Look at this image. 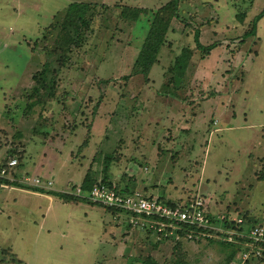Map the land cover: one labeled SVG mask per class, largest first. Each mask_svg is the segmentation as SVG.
Listing matches in <instances>:
<instances>
[{
    "label": "rangeland",
    "instance_id": "obj_1",
    "mask_svg": "<svg viewBox=\"0 0 264 264\" xmlns=\"http://www.w3.org/2000/svg\"><path fill=\"white\" fill-rule=\"evenodd\" d=\"M170 1L0 0V163L17 162L0 180V264H226L233 250L193 242L155 247L143 262L148 230L124 233V217L101 206L25 188L40 189L38 178L65 194L87 173L100 180L107 156L118 188L172 201L198 193L211 213L264 225V15L251 33L264 0H178L157 63L134 76L150 14L128 23L118 7ZM72 2L98 13L93 34L59 70L53 97L27 111L52 46L44 32ZM196 31L216 44L210 52L196 49ZM183 48L193 53L173 88L167 69Z\"/></svg>",
    "mask_w": 264,
    "mask_h": 264
},
{
    "label": "trees",
    "instance_id": "obj_2",
    "mask_svg": "<svg viewBox=\"0 0 264 264\" xmlns=\"http://www.w3.org/2000/svg\"><path fill=\"white\" fill-rule=\"evenodd\" d=\"M105 8L104 5H101L100 8ZM103 8V9H104ZM119 12L117 14V19L128 22V23H134L136 22L141 15H148L150 14L149 19V28L146 33V36L144 38V41L139 49V52L136 56V59L134 61L131 74L141 75L143 77H146L148 73L150 72L151 68L154 64L157 63V56L161 49V47L165 44V38L169 31V28L171 26V22L173 19L177 18L178 13V0H171L164 6L160 7L154 12H151L149 10H146L144 8H138V7H127V6H120L118 7ZM94 8L89 3H83V2H72L67 5V7L62 11L61 14L57 15L54 14L52 16V22L49 23L45 30V35L48 34L45 37V41L48 40V38H51L52 46L50 50H47L48 60L42 65L40 71L34 73L32 75V81H33V87L31 88L30 92L27 95L28 100H31L26 103V110L30 111L35 104H39L42 102L43 97H53L54 91L57 88V76L59 73V70L68 64L70 59V54L75 50L80 48L93 34V29L91 27V22L98 13L93 11ZM264 15V8L262 11L256 15L252 22V29L251 33H254L256 29L257 22L263 17ZM251 35V34H250ZM194 43L196 46V49L210 52L216 44H210L207 46L201 45L199 42V33L196 31L193 36ZM49 51V52H48ZM192 49L189 48H183L179 55H177L174 58V61L170 64L167 71L171 74L168 85H172V87L176 88L178 86L186 73L187 66L191 60L192 57ZM125 79H127L125 77ZM41 100V101H40ZM44 103V102H43ZM111 158L107 156L105 158V165L109 163V160ZM8 161V160H7ZM1 162L0 166L6 168V163ZM103 168V176L100 180H97V178H94V175H89L87 173L84 178L81 181L80 189L82 193L90 191L94 186L98 185H108V186H114L116 189L121 190L122 193H126L129 191L128 188H118L119 186L111 183V181L108 180V176L105 174V169ZM8 170V169H7ZM10 173V171H8ZM1 180V179H0ZM14 185H18V187L21 186V184L14 183ZM24 186V185H23ZM25 187V186H24ZM29 188V190H32L33 192H39L44 193L46 195H54L59 197L60 199L67 201H75L77 202H86V199L69 196L67 194L58 193V192H49L42 189L37 188ZM143 194L146 197H152V195H146L147 191L146 189L143 190ZM161 202L168 206H174L178 202L182 201V199H177L176 201H172L170 199H164L163 197H158ZM92 204V203H89ZM94 205V204H92ZM97 206L103 207L106 211H108L110 214L115 215L118 212L115 209L104 207L103 205ZM228 217H236L229 214H225ZM241 217L244 222L249 223L247 214H243ZM250 226L254 224V222L249 223ZM134 230L138 231V228H133L129 225L126 226V230L124 233H128V231ZM141 232H146L142 231ZM152 234L154 236V233L148 230L147 235ZM146 235V236H147ZM188 242H193L197 244L202 243H214L218 244L221 247L227 248L228 250L232 251L226 258V264H232L234 259V254H236V248L233 245L222 243L213 239H205L203 241H194V240H187L184 236H182V239L177 242H173L169 239H163L161 237H155L154 241L149 245V248L147 249V254L143 260V262H146V259H148V252H152L155 247L162 246L163 248H170L173 252H180L184 244ZM147 244V243H145ZM148 247V246H147ZM232 253V254H231ZM171 258H175V255L173 253L170 254ZM142 262V263H143ZM169 263L167 260L165 262L162 261L161 264ZM172 262V261H171ZM170 262V264H171ZM254 261H249L247 264H250ZM256 264H264L262 261L257 260L255 262ZM145 264V263H144ZM172 264H182V262L179 260H176L172 262Z\"/></svg>",
    "mask_w": 264,
    "mask_h": 264
},
{
    "label": "built area",
    "instance_id": "obj_3",
    "mask_svg": "<svg viewBox=\"0 0 264 264\" xmlns=\"http://www.w3.org/2000/svg\"><path fill=\"white\" fill-rule=\"evenodd\" d=\"M16 165V160L12 159L7 161L6 168L0 166V179L7 178L10 174L8 171ZM33 180L32 186L40 189L49 190L53 185L50 180ZM64 193L115 209L118 212L116 217H124L127 225L142 231L149 230L155 237L177 242L184 236L187 240L213 239L233 245L237 255L232 264H247L257 260L264 263V225L254 223L250 226L241 217L211 213L207 202L198 193L182 199L174 206L164 204L158 197H146L143 192L135 189L122 193L108 185L94 186L85 193L81 192L79 186Z\"/></svg>",
    "mask_w": 264,
    "mask_h": 264
},
{
    "label": "crops",
    "instance_id": "obj_4",
    "mask_svg": "<svg viewBox=\"0 0 264 264\" xmlns=\"http://www.w3.org/2000/svg\"><path fill=\"white\" fill-rule=\"evenodd\" d=\"M31 193H32V192H31ZM36 193H39V192H36ZM47 196H49V195H47ZM255 262H256V261H254V262H251L250 264H256Z\"/></svg>",
    "mask_w": 264,
    "mask_h": 264
}]
</instances>
